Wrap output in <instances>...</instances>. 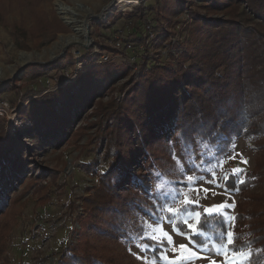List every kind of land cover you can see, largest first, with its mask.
Masks as SVG:
<instances>
[{
    "label": "trees",
    "instance_id": "trees-1",
    "mask_svg": "<svg viewBox=\"0 0 264 264\" xmlns=\"http://www.w3.org/2000/svg\"><path fill=\"white\" fill-rule=\"evenodd\" d=\"M155 1L154 10L167 21L172 13L188 11L192 15L189 43L175 68L160 64L158 58L147 68L150 58L145 56L144 74L120 102L112 100L116 108L110 112L100 101L111 91L114 76L126 77L130 70L107 63L91 68L74 82L30 100L21 116L32 126L22 143V132H8L6 120L0 116V264H12L9 243L23 197L16 192L28 174H39L31 187L38 185L33 191L41 195L44 204L51 193L48 189L43 194L47 178L53 186L66 185V181L57 184L63 170L41 167L36 156L48 149L57 150L64 142H78L83 131L74 127L75 121L95 103L100 106L95 113L104 121L93 125L106 134L102 160L107 168L96 171L98 162L85 165L98 183L87 188V196L78 198L83 203L82 216L76 213L78 200L68 201L67 211L81 229L74 228L73 242L62 249L57 264H137L129 248L143 237L144 222L151 217L146 206L153 200L145 195L153 177L150 165L170 140L185 150L205 141L217 146L223 156L235 138L241 137L252 141L264 158V0ZM196 5L204 11V19ZM138 10L144 11L142 6ZM253 19L258 20L254 26L249 24ZM144 29L151 33L152 27L145 24ZM148 35L138 40L146 42ZM118 36L125 43L131 42L122 32ZM109 39L110 44L102 46L105 53H126L113 48L116 36L109 35ZM59 61L30 64L25 71L39 75ZM57 82L65 83L62 79ZM263 166L261 161L242 181L230 174L224 184L226 189L245 195L237 205L230 247L237 252L248 249L252 254L249 264H264V194L249 191L260 180L258 170ZM190 208L201 212L197 230L212 234L219 245L227 243L228 224L223 215L204 216L201 207ZM165 214L173 218L169 212ZM185 224L176 221L181 233L191 235ZM206 241L202 234L196 236L197 245ZM143 242L149 247L155 244L150 254L159 258L158 241L144 238Z\"/></svg>",
    "mask_w": 264,
    "mask_h": 264
},
{
    "label": "rangeland",
    "instance_id": "rangeland-1",
    "mask_svg": "<svg viewBox=\"0 0 264 264\" xmlns=\"http://www.w3.org/2000/svg\"><path fill=\"white\" fill-rule=\"evenodd\" d=\"M131 1L135 4L126 6L122 0H0V116L5 118L8 132H22L20 142L26 141V131L32 123L22 118V110L32 98L41 97L74 82L81 73L105 64L101 63L100 57L105 54L102 46L110 44L109 35L114 37L122 32L137 49L133 53L120 54L113 51L109 54L107 64L129 69L130 74L126 77H119L118 74L114 76L116 82L111 91L100 101L106 105L108 112L116 108L112 100L120 102L128 88L144 74L145 56L150 58L147 68L156 63V58L160 64L170 68L177 66L189 43L188 27L192 15L188 11L172 13L167 21L154 10L155 0H142L143 5L141 0ZM58 3L71 7L77 20L87 21L89 42L62 46L75 32L60 14ZM140 6L143 12L138 10ZM194 8L200 10L198 5ZM200 11L204 19V11ZM140 13L143 18L139 16ZM256 21L253 19L249 24L254 26ZM145 24H150L151 33L145 31ZM146 34H149L148 41L138 40ZM58 59L57 67H50L39 75L25 71L30 64H50ZM67 70L73 72L69 78L64 77ZM60 79L65 83L58 85ZM98 107L99 103H95L76 119L74 127L83 131L78 142L70 145L64 142L59 149H48L36 156L41 167L49 166L64 171L57 178V184L66 181V185L53 186L48 178L43 185L44 195L48 189L51 190L48 204L40 202L41 195L34 193L33 188L38 185L31 187L39 178L37 172L32 177L28 174L16 192V195L23 194V197L9 243L12 264H57L62 249L68 242H73L74 228L81 229L69 215L67 203L69 200L77 201L80 196H87V188L98 183L97 177L85 169L86 164L98 162L96 171L107 168V163L102 160L107 145L106 134H100V127L93 125L102 119V115L95 113L99 111ZM114 150L117 151L116 148ZM158 154V160L150 165L153 177L145 191V195L149 196L151 190L153 206H146L151 217H147L144 222L143 237L129 248L136 263L166 264L161 254L159 258L150 254L153 247L144 249L146 243L143 239L151 235L159 238L167 233L172 244L169 246L165 238L163 246L168 249L165 255L169 261L180 258L183 251L181 245H185L202 257L195 259L193 264H226L225 255L217 254V250L224 251L227 243L217 244L212 234L200 232L196 227L195 231L207 241L193 248L187 239L188 234L178 231L176 221L198 225L200 217L195 215L197 211L190 208L189 201L198 203L203 211L214 205L234 204L235 207L227 215L235 217L237 205L244 200L245 195L237 190L226 189L224 184L230 174L238 176L242 181L247 171H256L257 164L264 161L263 156L252 141L241 137L235 138L230 150L223 156L218 154L217 146H211L205 141L185 150L178 147L174 139L171 144H167L166 150L158 151ZM245 160L247 163H244ZM235 169L243 171L237 173ZM258 172L260 180L249 191L264 194V166ZM189 176L192 180L188 179ZM77 202L79 209L76 213L82 216L83 203L79 200ZM166 212L172 214L171 221L166 217ZM227 224L228 231L233 233L234 219ZM242 251L249 252L248 249ZM227 252L228 258H231L233 250L230 245H227Z\"/></svg>",
    "mask_w": 264,
    "mask_h": 264
},
{
    "label": "snow or ice",
    "instance_id": "snow-or-ice-1",
    "mask_svg": "<svg viewBox=\"0 0 264 264\" xmlns=\"http://www.w3.org/2000/svg\"><path fill=\"white\" fill-rule=\"evenodd\" d=\"M169 143L171 144L172 141L170 140ZM244 163H247V161L245 160ZM242 169H235L234 172H242ZM213 175V180H215V175L214 173ZM117 179H119V177H117ZM189 180H192V177L189 176L188 177ZM179 183V182H178ZM205 191H207V189H205ZM149 195H151V190L149 189ZM188 204H194L196 208H199L200 205L196 202H192L189 201ZM235 207L234 204H228V203H223V204H219V205H214L211 207H207L204 209V216H214V215H223L226 220L225 223L230 222L232 219H234V217L228 216L227 213L229 211H231L233 208ZM159 210V209H158ZM195 215L197 217H201V213L199 211H197L195 213ZM171 217L169 218V220L171 221ZM185 227L191 231V235H187V239L189 240V242L193 245V248L197 247V242H196V236L199 235L198 232L195 231L197 225H193V224H185ZM179 231V230H178ZM181 234H185V233H181ZM146 236H148V234L146 233ZM150 239L154 240V241H158V243L161 245L160 247V253H161V258L165 259L166 264H193L195 259H200L202 257H200L197 252L193 251L192 249L187 248V246L185 245H181V249H183V251H181L180 254V258H178L175 261H169L167 259V256L165 255V253L167 252V248L164 247V241L165 238H167V243L169 246H171L172 244V240L170 236H167V233H164L163 236L157 238L155 235H151L149 236ZM226 239H227V245H232L233 241H234V237H233V233L231 231H228L226 233ZM227 245L225 246L224 251H219L217 250V254H223L226 257V264H249L250 260H251V252L245 253L244 251H233L231 253V258H228V252H227ZM148 245L145 244L144 245V249L147 250L148 249ZM153 249H155V244L152 246ZM215 264V262H214Z\"/></svg>",
    "mask_w": 264,
    "mask_h": 264
},
{
    "label": "bare ground",
    "instance_id": "bare-ground-1",
    "mask_svg": "<svg viewBox=\"0 0 264 264\" xmlns=\"http://www.w3.org/2000/svg\"><path fill=\"white\" fill-rule=\"evenodd\" d=\"M122 2L126 6L128 4H131V5L135 4L131 0H122ZM58 10L60 14L62 15L63 19L73 28L75 32L73 36L69 37L67 40L64 41V44L62 46H66L71 43L89 42L87 38V26H86L87 21H80L74 18L72 8L63 3H58Z\"/></svg>",
    "mask_w": 264,
    "mask_h": 264
},
{
    "label": "built area",
    "instance_id": "built-area-1",
    "mask_svg": "<svg viewBox=\"0 0 264 264\" xmlns=\"http://www.w3.org/2000/svg\"><path fill=\"white\" fill-rule=\"evenodd\" d=\"M113 48H115L117 50V52H121V51L126 50V52H128V53H133L137 49V46H135L131 42L125 43L122 38H120L119 36H116V40L113 43ZM137 53H136V55H137ZM100 58H101V63H106L107 61L110 60V56L108 53L102 54V56ZM133 59H134V57H133ZM71 75H73V72L67 70L64 74V77L69 78Z\"/></svg>",
    "mask_w": 264,
    "mask_h": 264
}]
</instances>
